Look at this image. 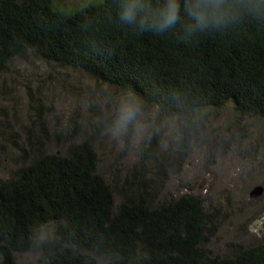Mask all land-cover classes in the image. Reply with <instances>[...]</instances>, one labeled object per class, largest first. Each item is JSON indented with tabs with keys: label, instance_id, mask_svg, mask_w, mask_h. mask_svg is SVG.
<instances>
[{
	"label": "trees",
	"instance_id": "trees-1",
	"mask_svg": "<svg viewBox=\"0 0 264 264\" xmlns=\"http://www.w3.org/2000/svg\"><path fill=\"white\" fill-rule=\"evenodd\" d=\"M29 54L132 89L163 114L191 122L228 102L264 117V28L253 23L184 45L121 27L112 0L75 9L0 0V67ZM22 157L26 163L0 179V264H17L27 251H39L40 264H264V244L229 259L207 254L209 215L195 197L153 205L143 188L116 204L90 139L64 154ZM48 226L51 234L37 244L35 234Z\"/></svg>",
	"mask_w": 264,
	"mask_h": 264
},
{
	"label": "rangeland",
	"instance_id": "rangeland-1",
	"mask_svg": "<svg viewBox=\"0 0 264 264\" xmlns=\"http://www.w3.org/2000/svg\"><path fill=\"white\" fill-rule=\"evenodd\" d=\"M90 1L55 0L68 9ZM119 91L31 54L0 67V179L26 163L23 153L30 160L46 152L64 154L72 143L90 139L116 204L126 191L137 195L143 188L153 205L189 195L201 200L209 215L203 250L211 257L229 259L264 244V117L243 114L228 102L191 122L146 104L144 120L160 133L147 155L122 153L96 126ZM258 188L262 191L254 195ZM51 231L48 226L43 232ZM41 260L39 251L16 255L17 264Z\"/></svg>",
	"mask_w": 264,
	"mask_h": 264
},
{
	"label": "clouds",
	"instance_id": "clouds-1",
	"mask_svg": "<svg viewBox=\"0 0 264 264\" xmlns=\"http://www.w3.org/2000/svg\"><path fill=\"white\" fill-rule=\"evenodd\" d=\"M115 22L137 35L172 36L178 44L192 45L201 38L235 29L245 22L264 28V0H112ZM110 112L101 113L96 126L114 147L139 156L160 133L154 122L144 120L145 98L132 89L111 97ZM47 235L38 231L37 244Z\"/></svg>",
	"mask_w": 264,
	"mask_h": 264
},
{
	"label": "water",
	"instance_id": "water-1",
	"mask_svg": "<svg viewBox=\"0 0 264 264\" xmlns=\"http://www.w3.org/2000/svg\"><path fill=\"white\" fill-rule=\"evenodd\" d=\"M261 191H262V189L261 188H258V189H256V190L253 191V194L254 195H256V193L257 194H260Z\"/></svg>",
	"mask_w": 264,
	"mask_h": 264
}]
</instances>
